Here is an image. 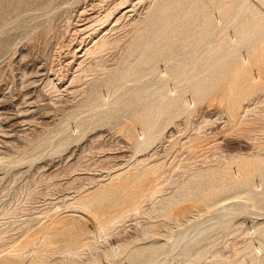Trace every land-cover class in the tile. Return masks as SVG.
<instances>
[{
  "label": "rangeland",
  "instance_id": "374dc122",
  "mask_svg": "<svg viewBox=\"0 0 264 264\" xmlns=\"http://www.w3.org/2000/svg\"><path fill=\"white\" fill-rule=\"evenodd\" d=\"M132 1L0 0V264H264V0Z\"/></svg>",
  "mask_w": 264,
  "mask_h": 264
},
{
  "label": "bare ground",
  "instance_id": "6f19581e",
  "mask_svg": "<svg viewBox=\"0 0 264 264\" xmlns=\"http://www.w3.org/2000/svg\"><path fill=\"white\" fill-rule=\"evenodd\" d=\"M132 1V0H131ZM133 2V1H132ZM82 3V2H81ZM97 3V2H96ZM99 4V3H98ZM83 10V9H82ZM99 11V10H98ZM83 13V12H82ZM89 13V12H88ZM88 20V19H87ZM87 22V21H86ZM81 25V24H80ZM115 30V29H114ZM72 38V37H71ZM111 43L107 42L106 40H102L101 42H99L97 44V46L95 47L96 48V51L95 52H100V51H104L106 50L109 46H110ZM88 47V46H87ZM74 49V48H73ZM79 49V48H78ZM83 63V62H81ZM47 84V83H46ZM56 88V87H55ZM263 91V90H262ZM233 97V96H232ZM233 100V99H232ZM231 98L229 99V102L232 101ZM233 103V101H232ZM234 105V104H233ZM233 107V106H232ZM200 169V168H199ZM116 176V175H115ZM117 177V176H116ZM157 200V199H156ZM139 211V209H136ZM137 212V211H136ZM138 213V212H137ZM261 251V249L259 250ZM257 254V253H256ZM259 255V254H258ZM256 258V257H255ZM253 260V259H252Z\"/></svg>",
  "mask_w": 264,
  "mask_h": 264
},
{
  "label": "built area",
  "instance_id": "2783aa9c",
  "mask_svg": "<svg viewBox=\"0 0 264 264\" xmlns=\"http://www.w3.org/2000/svg\"><path fill=\"white\" fill-rule=\"evenodd\" d=\"M263 100H264V99H262V100L259 101V102H256V105H257L256 108H254V107L250 108V107H249L250 105H248V107H247V108L245 109V111H244L245 113H243L242 116L246 115V114H247V111H249V110H250V111H254V110H257V109L261 108V107H259L258 105H259V104H262V103H263V102H262ZM257 101H258V100H257Z\"/></svg>",
  "mask_w": 264,
  "mask_h": 264
}]
</instances>
